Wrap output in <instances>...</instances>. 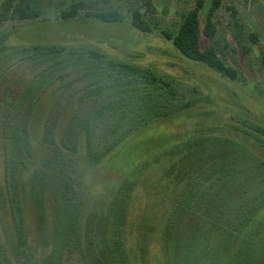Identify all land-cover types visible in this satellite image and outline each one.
Instances as JSON below:
<instances>
[{"label":"rangeland","instance_id":"374dc122","mask_svg":"<svg viewBox=\"0 0 264 264\" xmlns=\"http://www.w3.org/2000/svg\"><path fill=\"white\" fill-rule=\"evenodd\" d=\"M199 1L41 0L42 19L8 21L0 26V264H51L56 226L65 220L59 192L51 188L46 193V228L40 232L35 202L27 192L21 207L29 244L19 251L9 172L21 168L18 178L27 185L33 171L60 146L65 127L87 104V99L101 94L104 108L109 103L108 92L118 88L113 84L103 91L91 89L85 79L73 78V72L62 73L55 68L58 64L40 63L35 56L16 60V49L36 45L95 49L114 60L158 73L179 93L178 105L167 116L155 119L128 137L99 163L88 159L87 138L94 139V133L100 138L101 121H97L96 113L83 118V126H89L92 134L89 136L83 130L77 151L68 156L84 222V251L79 253L73 246L59 249L60 264H94L100 258L101 264H180V251L175 258L171 247L172 235H165L167 227L179 223L178 230L181 225L189 229V223L198 220L189 216L191 212L201 214L198 192L210 186L218 175L204 179L199 187L195 185V171L187 173L185 169L189 144L207 143L214 137L228 138L250 147L256 158L264 162V147L248 135L250 131L243 123L248 120L264 126V0H220L213 18L215 37H201L202 50L215 51L236 73L235 79L188 59L165 36L166 32L178 33L184 17ZM213 1L203 0L199 11L204 30ZM78 3L82 7L76 19H59L62 10ZM233 9L237 12L235 19ZM111 10L122 15L120 23L93 21L96 13ZM137 10L154 29L152 32L142 33L132 27V13ZM251 34L255 35L254 40ZM38 83L41 86L30 94L31 86ZM38 93L42 97L34 103ZM142 93L134 92V96ZM28 122L33 134V154L23 159L15 156L6 144L8 134L16 133ZM48 124L54 128L45 146L41 140ZM186 197L190 200L185 201ZM120 200L125 219L119 234L113 235L109 215ZM103 218L104 224L98 228ZM258 220L264 221V209ZM88 226L99 248L108 244L104 258L97 248L95 252L85 251ZM193 236L191 231L190 237ZM101 238L106 239L105 243ZM113 240L119 241L118 251L113 248Z\"/></svg>","mask_w":264,"mask_h":264},{"label":"trees","instance_id":"16d2710c","mask_svg":"<svg viewBox=\"0 0 264 264\" xmlns=\"http://www.w3.org/2000/svg\"><path fill=\"white\" fill-rule=\"evenodd\" d=\"M220 3V0L213 1L205 30L202 28L199 14L203 7V0H200L198 5L184 17L178 33L174 35L166 32L165 36L173 40L174 45L188 59L202 62L223 76L235 79L236 73L225 65L216 52L202 50L200 43L202 35L211 39L215 37L216 26L213 18ZM81 5L82 3H78L71 9L62 10L59 19L62 21L76 19ZM40 6L41 0H3L0 5V26L8 21L42 19L43 11ZM236 14L233 9L234 19ZM93 17L95 18L93 21L99 24L112 25L122 21V15L116 10L101 11ZM131 25L142 33L154 30L149 27V23L139 10L132 13ZM236 25L238 26L237 22ZM254 38L255 35L251 34V39ZM13 52L16 60L35 56L40 63L58 64L55 68L60 69L62 73L73 72V78L85 79L91 89L103 91L106 86L113 84L118 86L108 92L109 103L104 108L101 106V94H94L87 99V104L65 127L60 146L55 147L51 156L41 162L42 166L33 171L27 185L21 184L22 179L18 178L21 168H14L11 173L9 172L11 175L8 177V185H11L13 192L14 215L18 220L19 251L27 249L29 244L21 207L26 193L28 192L35 202L38 230L43 232L47 219L46 193L51 188L59 192L58 197L62 200L65 220H61L56 226V242L51 264H60L59 249L73 246L79 253L84 251L82 237L84 222L81 205L76 197L74 177L70 173L72 161L68 156V153L77 151L83 130L89 136L92 134L91 128H87L89 126H86L87 129L83 126V118L88 117L90 113H96L97 121H101L100 138H96V133L94 139L87 138L88 159L92 163H99L128 137L145 128L155 119L167 116L178 105L176 99L179 93L169 80L158 73L133 63L114 60L95 49L36 45L22 47ZM39 84L31 86L29 93L31 94L36 87L39 88L41 86ZM134 92H143V95L136 97ZM41 97L42 95L38 93L33 102L36 103ZM243 123L250 131L248 135L258 145L264 147V126L248 120ZM53 128L54 126L49 124L45 127L41 140L43 145H47L49 139L47 137L53 134ZM32 136L28 122L26 126L18 128L16 133L8 134L6 146L13 150L15 156L29 159L33 154ZM97 139L99 143L94 146L93 143ZM187 149L185 169L187 173L195 171L196 186L199 187L205 182L204 179L216 173L218 175L211 182V187L208 186L198 192L201 214L196 216L195 212L189 211L190 218L198 219L189 223L190 230L184 225L178 230L179 223L172 228L167 227L165 235L169 233L173 237L171 247L174 257L177 258V253L180 251V264H264V221L258 220L259 213L264 209V162L256 158L250 147L228 138L214 137L207 143L194 142L189 144ZM7 155L10 157L9 154ZM208 167L214 169L213 172L207 170ZM240 189L242 191L239 193ZM184 199L190 200L187 197ZM109 217H112L113 235L119 234L118 231L125 219V208L121 200L112 209ZM104 220L103 218L99 222L98 228H101ZM88 227V236L86 240L84 239L85 251L95 252L97 248L103 257L109 251V246L102 244L103 248H99L96 240L94 241L95 237H92L94 234L91 226ZM106 228L107 226H104L103 230ZM191 231L195 235L192 238ZM105 240L101 238L102 243H105ZM112 245L114 250L118 251L119 241L113 240ZM120 259L122 258L119 257ZM101 260V258L100 261L95 259L94 264L103 263Z\"/></svg>","mask_w":264,"mask_h":264}]
</instances>
